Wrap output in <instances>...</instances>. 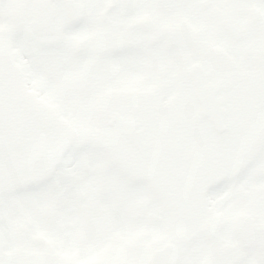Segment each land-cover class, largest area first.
I'll return each mask as SVG.
<instances>
[{
  "label": "snow or ice",
  "instance_id": "obj_1",
  "mask_svg": "<svg viewBox=\"0 0 264 264\" xmlns=\"http://www.w3.org/2000/svg\"><path fill=\"white\" fill-rule=\"evenodd\" d=\"M0 264H264V0H0Z\"/></svg>",
  "mask_w": 264,
  "mask_h": 264
}]
</instances>
